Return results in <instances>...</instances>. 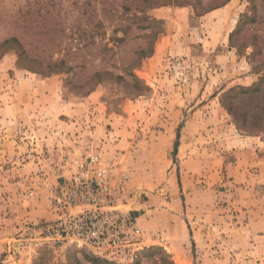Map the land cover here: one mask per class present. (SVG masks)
I'll use <instances>...</instances> for the list:
<instances>
[{
  "label": "rangeland",
  "instance_id": "374dc122",
  "mask_svg": "<svg viewBox=\"0 0 264 264\" xmlns=\"http://www.w3.org/2000/svg\"><path fill=\"white\" fill-rule=\"evenodd\" d=\"M3 61L0 264H113L76 246L13 245L50 217L56 168L89 143L144 191L138 223L154 209L153 228L139 225L161 237L128 264H264V145L236 144L264 142V0H0ZM185 125L194 152L181 179Z\"/></svg>",
  "mask_w": 264,
  "mask_h": 264
},
{
  "label": "built area",
  "instance_id": "2783aa9c",
  "mask_svg": "<svg viewBox=\"0 0 264 264\" xmlns=\"http://www.w3.org/2000/svg\"><path fill=\"white\" fill-rule=\"evenodd\" d=\"M63 160L46 198L50 217L19 229L13 243L18 254L76 246L110 263L128 264L161 237L145 232L133 211L144 191L130 183L129 173L117 174L96 146L89 143ZM35 196L28 190L23 199Z\"/></svg>",
  "mask_w": 264,
  "mask_h": 264
},
{
  "label": "crops",
  "instance_id": "0c3cea01",
  "mask_svg": "<svg viewBox=\"0 0 264 264\" xmlns=\"http://www.w3.org/2000/svg\"><path fill=\"white\" fill-rule=\"evenodd\" d=\"M165 46V43H159V46ZM160 48V47H159ZM155 53H161V51H156ZM11 67V65H6V63L3 61L0 63V82L2 81V78H4L6 76V71H8V69ZM16 74L18 75V71L16 72ZM20 75V74H19ZM22 75V73H21ZM29 80V79H28ZM24 84H27L32 90L34 89V83L32 82V84H30L31 81H25L23 80L22 81ZM5 84V83H3ZM8 83H6V86L5 88H0V98L2 99V102L0 103V112H2V118L1 119H5V112L8 110V107L10 108V105H8L7 103V100H9L10 102V99L9 98H12L9 96L8 92H7V88H8ZM3 87V86H2ZM43 87H41L40 84L37 85V91L39 92L40 90L41 91H45L42 89ZM49 91V90H48ZM13 92V91H12ZM50 95V93L48 94ZM53 95V94H52ZM9 97V98H8ZM41 98H35L34 99V104L37 102V101H40ZM0 119V120H1ZM188 130H187V125H185L184 127V132L183 134L181 135V137H179V144L177 146V152H176V155L179 159V162H178V168H179V174H180V178L182 179V176L183 174L185 173V171H183L184 169V166L182 164L183 161L182 159L185 158V156H187L186 158L188 159V157H191V153L194 152V144H193V140H191L192 137H190L188 135ZM236 143L237 145L242 142L243 144V151H249L250 148H252L253 150L255 149H259V145H260V148L262 145H264V142L261 140V138L259 137H246V136H243V139H236ZM208 149H207V154L208 156H211V158H213V160H215L214 158L216 157L215 156V153H216V149H215V141L214 139H212V137L208 136ZM170 147L167 146V151L168 153L170 152L169 150H171V148L169 149ZM186 150H188V152H186ZM186 159V160H187ZM185 160V163L187 162ZM169 168V166L167 167V169ZM177 169V167H176ZM176 169H168L167 171V174H168V177H169V181L172 180V177L176 174ZM244 169V168H243ZM147 213H153L154 209H146ZM146 214L142 215V217L139 218V223L141 225V227L143 229H151L153 228V226L155 225V215L152 216V215H148V217H146ZM183 242L186 241L187 237L186 235H183Z\"/></svg>",
  "mask_w": 264,
  "mask_h": 264
},
{
  "label": "trees",
  "instance_id": "16d2710c",
  "mask_svg": "<svg viewBox=\"0 0 264 264\" xmlns=\"http://www.w3.org/2000/svg\"><path fill=\"white\" fill-rule=\"evenodd\" d=\"M142 10V9H141ZM258 86H254V87H252V88H244L243 89V93H246V92H248V93H253V92H256V91H258ZM176 144H177V141H176ZM176 144H175V146H176ZM176 149V148H175Z\"/></svg>",
  "mask_w": 264,
  "mask_h": 264
}]
</instances>
